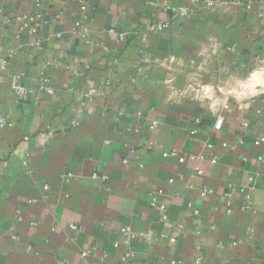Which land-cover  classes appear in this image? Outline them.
I'll return each mask as SVG.
<instances>
[{
  "label": "crops",
  "instance_id": "crops-1",
  "mask_svg": "<svg viewBox=\"0 0 264 264\" xmlns=\"http://www.w3.org/2000/svg\"><path fill=\"white\" fill-rule=\"evenodd\" d=\"M228 1L0 0V264H264V0Z\"/></svg>",
  "mask_w": 264,
  "mask_h": 264
},
{
  "label": "built area",
  "instance_id": "built-area-1",
  "mask_svg": "<svg viewBox=\"0 0 264 264\" xmlns=\"http://www.w3.org/2000/svg\"><path fill=\"white\" fill-rule=\"evenodd\" d=\"M190 1L195 2V3H201L204 7H213V6L226 7L230 4V1H228V0H190ZM81 8L84 9L85 5H82ZM172 11L174 12V16L175 15L176 16H188V15H191L193 12L192 8H190V7L172 8ZM40 16H41L40 14H36L34 16L33 15H30V16L24 15L22 18L27 20V21H32L35 19H39ZM167 25H168V21L162 20V21L153 22V23L148 24L147 28L151 31L155 30V29L161 30V29L166 28ZM40 43H41L40 40H36L33 44L36 46H39ZM87 43L90 45L94 44V42L91 40L87 41ZM49 64H50V61H47L45 65H49ZM5 65H6V61L0 57V69H4ZM22 76H24L23 73H18V74H14L10 77L9 83H10L11 90L20 99H28L31 97H35L33 89L31 87L26 86L24 83H22L20 81ZM109 82H110L109 79L105 80L106 84H108ZM39 88L47 94H52L54 92V88L51 86L50 78L46 74H44V72L42 70H41V81H40ZM95 91H96V89H90V92H95ZM218 91H220V90L218 89ZM228 92H230V91H228ZM193 93H194V97L197 99L201 98V99L210 100V101L214 100V98L212 97L213 92H210V90L208 88L200 87L199 89H197ZM227 107H228L227 105H224V108H227ZM199 122H200V118L199 117L195 118V123H199ZM222 123H223V116L219 114V115H217V117L215 119L213 127L215 129H219L221 127ZM75 124H77V123H75ZM12 126H13L12 121L9 120L5 115L0 113V127H12ZM156 126H157L156 121H152L149 124L150 129H153ZM134 130L139 131L138 128H136ZM196 132H197L196 128H193L190 130V134H196ZM262 141H263V138L259 137L253 141V144L255 146H259V145H261ZM205 146H206V148H211L212 143H206ZM147 148H151V146H148ZM162 156L163 157H176L177 160L181 163L185 160V157H186L185 155H180V156L177 155L176 149H170L168 151H163ZM190 158L194 159V160L205 159V154L204 153H198V154L190 155ZM257 158H258V160L262 159L261 156H258ZM135 159H138L137 155H135ZM128 160L129 159L125 158L122 160V162L127 163ZM217 160H218V157L215 154H212L210 156V162L211 163H216ZM199 172H201V171H199ZM93 177L98 178V179L99 178L100 179L105 178L104 176L98 175L97 173H93ZM73 178H75V174L73 172H67L64 175L63 180L65 182H68ZM252 180H253V177H249V181H252ZM240 190L243 192L244 188L241 187ZM157 192H161V190H158ZM206 193H207V190L203 189L201 192V195L204 196ZM65 196L67 197L68 195L65 194ZM150 204H151V206L163 211L162 219L165 220L166 219L165 206L163 204H158L156 198H153L151 200ZM188 205L191 206L190 204H188ZM193 211H194V213H197L196 209ZM18 219L20 220V218H18ZM30 224H34V222H30ZM70 228L75 229L76 226L74 224H71ZM121 231L124 234L126 241H129L130 239H133L136 236V233H134L127 226L122 227ZM141 236H146V235L142 234ZM175 241H176V237H174V236H170L168 238L169 245H173L175 243ZM90 252H92V249H87V250L83 251L82 254L86 255ZM129 256H130L129 251H126L121 258V262L128 264L127 261L129 259ZM171 262L173 264L175 263V261H171Z\"/></svg>",
  "mask_w": 264,
  "mask_h": 264
},
{
  "label": "rangeland",
  "instance_id": "rangeland-1",
  "mask_svg": "<svg viewBox=\"0 0 264 264\" xmlns=\"http://www.w3.org/2000/svg\"><path fill=\"white\" fill-rule=\"evenodd\" d=\"M194 94V93H193ZM212 97H213V95H212Z\"/></svg>",
  "mask_w": 264,
  "mask_h": 264
}]
</instances>
